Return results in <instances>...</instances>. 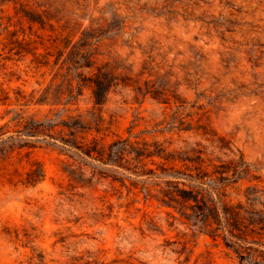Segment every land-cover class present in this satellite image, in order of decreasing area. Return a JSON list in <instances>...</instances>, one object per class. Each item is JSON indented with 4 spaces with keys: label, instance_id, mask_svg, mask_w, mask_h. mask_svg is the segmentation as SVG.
I'll list each match as a JSON object with an SVG mask.
<instances>
[{
    "label": "rangeland",
    "instance_id": "1",
    "mask_svg": "<svg viewBox=\"0 0 264 264\" xmlns=\"http://www.w3.org/2000/svg\"><path fill=\"white\" fill-rule=\"evenodd\" d=\"M0 18V93L10 96L0 124L19 112L37 132L0 159V264H71L88 251L102 264L262 254L251 221L264 209V0H0ZM107 77L96 104L95 81ZM11 126L4 139L26 129ZM217 137L252 167L225 183L245 208L240 241L163 205L151 160L108 164L72 147L159 142L221 165L230 157Z\"/></svg>",
    "mask_w": 264,
    "mask_h": 264
},
{
    "label": "trees",
    "instance_id": "2",
    "mask_svg": "<svg viewBox=\"0 0 264 264\" xmlns=\"http://www.w3.org/2000/svg\"><path fill=\"white\" fill-rule=\"evenodd\" d=\"M1 11L4 12V10ZM3 24L4 22H0V26ZM10 26H5V29H10ZM9 32L11 36L19 37L17 32L11 30ZM95 83L98 87L97 90L104 88V93H97L95 90L94 94L96 104H103L108 93L105 88L109 85V78L107 77L106 81L99 78ZM98 97H102L101 100H98ZM20 100L19 97L17 101ZM9 103V93L4 90L1 91L0 105H8ZM22 104L28 105V101ZM11 112L13 110H7L8 114ZM5 117H0V120L5 119ZM26 122L21 113L15 112L14 116L4 125L0 124V140H3L2 145H0V159H4L9 153L30 146L26 139L37 136V132L30 127H25L27 126ZM12 124L15 126L24 125L26 129L24 131L19 130L21 134L17 136L10 135L7 139H4L10 131L7 129H10ZM210 140L214 149H217L222 155L230 157L228 163L217 165L211 158H208L211 156L206 157L205 152L199 148L187 146L169 150V147L159 142L154 145L146 142L142 146H137L134 144L135 142L129 139H121L104 146L95 140L91 144L76 143L72 147L76 148L82 155L108 164L119 163L118 161L125 159V156L132 154L140 162L145 159L151 160L153 164L157 165V169L151 170V174H147L156 177L163 184L162 195L158 198L163 205L174 208L189 224L195 227L203 224L209 230H219L223 226V230H230L231 236L240 241L245 239V234L243 231L235 233L233 230H243L241 219L245 208L243 204H235L232 200H229L225 183L236 178L240 179L242 175H252V167L245 160L243 153L232 148L224 138L217 137ZM118 166L125 167L122 164H118ZM40 171L42 172L41 168ZM39 179L41 178L36 181H39ZM255 213L259 218L251 221V225L254 227L252 230H258L259 239L257 242L264 246V209L255 211ZM225 222H227V225H225ZM212 235L216 239L218 233L214 232ZM261 251L262 254H251L249 256L251 257L250 260L245 256H241V258L248 261L249 264H264V250ZM45 264H48L46 256ZM71 264L102 263H100L99 253L88 251L87 254L74 256Z\"/></svg>",
    "mask_w": 264,
    "mask_h": 264
}]
</instances>
